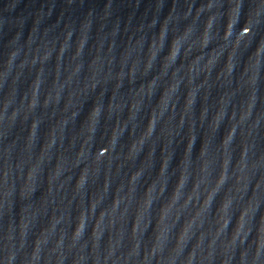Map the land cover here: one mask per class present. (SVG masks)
<instances>
[{"label":"water","instance_id":"95a60500","mask_svg":"<svg viewBox=\"0 0 264 264\" xmlns=\"http://www.w3.org/2000/svg\"><path fill=\"white\" fill-rule=\"evenodd\" d=\"M0 264H264V0H0Z\"/></svg>","mask_w":264,"mask_h":264}]
</instances>
